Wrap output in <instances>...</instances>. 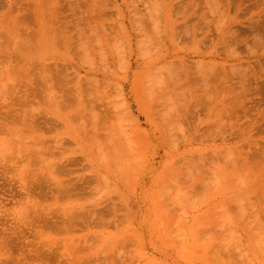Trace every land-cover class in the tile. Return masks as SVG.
<instances>
[{
  "label": "rangeland",
  "instance_id": "1",
  "mask_svg": "<svg viewBox=\"0 0 264 264\" xmlns=\"http://www.w3.org/2000/svg\"><path fill=\"white\" fill-rule=\"evenodd\" d=\"M240 263L264 0H0V264Z\"/></svg>",
  "mask_w": 264,
  "mask_h": 264
},
{
  "label": "bare ground",
  "instance_id": "2",
  "mask_svg": "<svg viewBox=\"0 0 264 264\" xmlns=\"http://www.w3.org/2000/svg\"><path fill=\"white\" fill-rule=\"evenodd\" d=\"M168 107H169V106H168ZM168 107H167V108H168ZM170 107H172V106H170ZM175 111H176V109H175ZM221 129H222V128H221ZM233 165L235 166V164H233ZM236 166H237V165H236ZM230 170H232V169H230ZM238 173H239V172H238ZM240 174H241V173H240ZM235 175H236V173H235ZM239 176H240V175H239ZM243 177H245V176H243ZM247 177L249 178V181H250V180L254 177V175H253V177H252V174H251V176H250V174H249ZM250 177H251V179H250ZM238 178H239V177H238ZM240 179H241V178H240ZM245 179H246V178H245ZM245 179H244V180H245ZM245 181H246V180H245ZM261 184H262V182H261ZM255 185H256V184H255ZM253 186H254V185H253ZM258 186H259V185H258ZM259 187H260V186H259ZM260 188H261V187H260ZM260 188H259V189H260ZM241 193H242V192H240V194H241ZM238 194H239V193H238ZM242 194H243V193H242ZM236 196H237V194H236ZM239 196H240V195H239ZM234 197H235V196H234ZM236 199H239V200H237L238 202H236ZM240 199L243 200V199H245V198H244V196H243V198L235 197V199H233V200H235V201H234L235 203H237V204H241L242 202H241ZM229 201H230V200H229ZM239 202H240V203H239ZM238 211H239V210H238ZM240 213H241V211H240ZM228 219H231V218H228ZM228 221H229V220H228ZM229 223H230V222H229ZM229 223H228V224H229ZM234 225H236V224L234 223ZM234 227H235V226H234ZM246 227H247V226H246ZM260 227H261V226H260ZM251 228H252V227H251ZM251 228H250V229H251ZM229 229H230V227H229ZM254 229H255V228H254ZM230 231H231V230H230ZM230 231H229V232H230ZM229 232H228V233H229ZM234 232H235V231H234ZM256 232H257V231H256ZM257 234H258V233H257ZM261 234H262V233H261ZM224 235H225V234H224ZM228 235H229V234H228ZM254 235H256V234H254ZM254 235H253V236H254ZM262 236H263V234H262ZM258 237H259V236H258ZM228 238H229V236H228ZM223 239H225V237H224ZM226 239H227V238H226ZM260 239H261V238H260ZM229 240H230V239H229ZM235 240H236V239H235ZM257 240H258V239H257ZM224 241H226V240H224ZM226 242H227V241H226ZM226 242H225V243H226ZM232 242H233V241H232ZM229 243H230V242H229ZM253 245H254V244H253ZM248 246H249V245H248ZM254 247H255V245H254ZM235 254H236V253H235ZM240 264H241V263H240Z\"/></svg>",
  "mask_w": 264,
  "mask_h": 264
}]
</instances>
